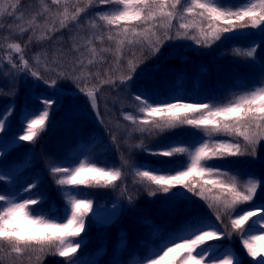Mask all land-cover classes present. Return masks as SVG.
Masks as SVG:
<instances>
[{
  "label": "snow or ice",
  "instance_id": "snow-or-ice-1",
  "mask_svg": "<svg viewBox=\"0 0 264 264\" xmlns=\"http://www.w3.org/2000/svg\"><path fill=\"white\" fill-rule=\"evenodd\" d=\"M37 2L42 5L43 12L50 11L46 0ZM70 2L50 0L53 5L64 4L65 7L57 9L53 24L48 25L45 32L36 34V28L40 27L37 15H42L41 12L27 20V27H19L17 32L8 25L10 36L0 35V60L6 59L13 69L28 72L38 84L42 82L56 89L57 98H44L41 101L43 110L38 115L26 114V126L18 137L19 141L35 143L46 129L53 105L60 101V90L56 87L58 80H72L99 116L97 96L101 87L115 85L117 81L126 85L143 63V59L133 53L126 68L116 76L111 70H105L103 76L99 71H87L91 65L102 64L105 53L113 56L115 68L124 59L125 50L137 45L146 47L154 56L165 41L174 37L209 47L225 34L235 35L242 29H257L264 35V0H244L235 6L222 4L221 0H76V5L82 3L83 7L74 6V9L67 6ZM20 4L21 0H0V33L5 16L16 20L23 18V14L17 15ZM98 5L110 7L95 12L80 24L82 16L89 15L90 10ZM57 19L59 27L55 26ZM70 24L87 32L84 37L74 34L73 40L81 43L74 42L73 50L85 48L89 57L84 58L81 54L76 60V66L80 67L78 75L60 71L56 78L45 79L25 59L24 49L33 39L36 42L49 40L52 33L68 28ZM30 30L32 34L25 45L12 39ZM6 40L9 42L5 56ZM105 41L109 46H104ZM97 44L101 46L98 48ZM256 53L255 46L247 50L235 49L237 56L252 58ZM14 54H18L16 59ZM43 55L46 58L47 54ZM34 59L39 64L41 54ZM44 67L49 70L47 63ZM93 79L98 83H90ZM133 99L136 103L132 110L122 114L123 119L131 123L132 131L149 138L163 137L174 130H196L202 134L188 143L176 138L167 142L157 140L156 147H150L143 140L132 145L155 158H184L182 164L168 162L160 167H135L134 183L148 187L152 196L163 192L169 193L173 199H191L188 196L191 193L206 202L207 207L215 212L217 221L227 215L231 226V231H222L209 219L195 215L133 264H240L231 253L224 254L222 259L215 256L219 247L210 243L231 237L233 233L241 234L242 246L248 256L256 260V264H264V177L254 178L249 174L242 181L238 173L209 163L256 156L257 147L264 143V80L258 86L234 93L226 103H191L175 95L152 100L144 93L134 95ZM11 115V109L0 113V132L5 131ZM112 139L115 141L116 137ZM125 165H128L127 160H123L120 167H107L85 159L79 160L75 166H51L50 174L63 201V209L57 216L35 214L37 210L33 206L45 203L42 195L22 198L17 193H0V264H5L6 258H14L12 264H24L26 253L29 254V264L33 260L39 264L48 254L65 258L67 264H79L76 254L83 241L77 242L75 238L85 232L89 215H95L93 200L81 197L82 186L115 189L125 179ZM37 187V183H29L23 191L31 193ZM258 192L262 202L253 204V210L242 209V205L256 200ZM253 231L261 234L251 235Z\"/></svg>",
  "mask_w": 264,
  "mask_h": 264
},
{
  "label": "trees",
  "instance_id": "trees-1",
  "mask_svg": "<svg viewBox=\"0 0 264 264\" xmlns=\"http://www.w3.org/2000/svg\"><path fill=\"white\" fill-rule=\"evenodd\" d=\"M48 2L49 9L56 11L58 8L60 9L64 4L60 6L53 5L50 3V0H46ZM244 0H221L222 4H231V5H239L242 4ZM70 9H74V6L83 7V4L76 5V0H71L70 4L67 5ZM109 5L96 6L95 8L90 10L89 15L82 16L80 20V24H84L87 19H89L90 15H94L97 11L106 10L109 8ZM45 13H43L40 17H44ZM71 27V24L68 28ZM66 29V28H65ZM7 29L2 31L3 37H9L6 35ZM79 33L81 35L86 36L87 32L85 30L79 29L75 26V33ZM6 33V34H5ZM174 37V31L172 33ZM16 37V36H15ZM176 38L174 37L171 40L165 41V43L161 46L160 52L156 55H151L149 50L144 47L143 55L147 56V65H169L171 62H175V60L168 55V47ZM7 42L4 44V52L3 55H7ZM22 44V43H21ZM40 42H36L31 45H27L24 49V57L25 59L30 56L34 51L37 50L38 46L40 47ZM23 45V44H22ZM197 46V44H195ZM101 45L97 44L99 48ZM104 46H109L108 42L105 41ZM194 47V46H192ZM141 46H133L130 50H125L124 57L125 59L121 62L120 66L117 68H121L122 65L127 63V60L132 58L133 53L136 57L140 58V54L136 53L139 51ZM218 54V55H217ZM214 55L212 58L203 55L202 61L207 64L210 68V73L208 71V96L211 98H216L219 89L235 86L237 89H241L246 87L247 84L251 83L254 80H258L264 77V46L261 52H257L255 57L249 58L244 56H237L235 52L229 50L228 48H223ZM18 54H14V59L17 58ZM106 60L114 61V58L111 54L105 53L103 54ZM214 57H218V61L223 64V68L220 74H215L213 71L212 61ZM35 55L30 63V65L41 72V74L48 79L51 77V74L56 76L57 72L52 71L50 73L49 70H45V63H36ZM18 62V60H17ZM1 64L3 67H7L11 71H13L14 76H7L2 72V66L0 65V109L6 105V109L12 110V115L8 118L6 126L13 123L15 120L16 127L20 124L21 120L24 118V113L19 115L21 106L23 105L24 97L29 92L28 87L32 80H35L28 72L22 71L18 68L13 69L11 65H9L5 60H1ZM142 71V69L137 70ZM136 71V72H137ZM46 74L48 75L46 77ZM76 75V74H75ZM94 80V79H93ZM36 81V80H35ZM155 82L160 85L164 91L166 92L165 96H162L164 99L170 98L174 95V87L172 80L168 78L157 77ZM90 83H98L94 81H90ZM119 83V82H117ZM43 86L42 88H46L50 90V97L52 99H56V89L51 88L49 86L44 85L42 82L39 83ZM198 85V77H192V88L188 90V95H192L195 92V88ZM60 90V101L58 110L55 111V114H58L68 98H72L82 105H84L90 114H92L94 118V124L90 129V133L93 134L94 138H92L91 145L87 148L89 151L88 160L91 162L97 163L99 166H107V167H120L123 160L128 161V165L124 166L125 176L130 174L131 178L134 180L133 169H126L130 165L131 158H134V161H147L152 164L161 166L162 164L168 162H176L182 164L184 162L183 157H163V158H155L147 155L142 152L140 149L132 147V145L139 143L143 140L150 147H153L156 144L157 140H161L162 142H167L168 139H176L179 138L183 140L185 143L193 141L195 138L199 137L201 133L196 130H174L171 133L165 134L163 137H146L142 136L138 132H134L131 129H127L126 131H118L115 129L114 123H123L125 120L122 118L123 115L115 112L117 106L121 105L124 111H131L132 105L136 103L133 99L134 95L140 94L139 91H130L124 92L120 94L121 96L114 98L111 94H115L118 86L115 85H103L101 87L100 92L97 96V103L99 107V116L96 115L95 111L91 108L90 102L88 99L82 94L78 92L76 84L68 79V80H58L57 86ZM66 87V88H64ZM67 91L66 94L64 92ZM111 93V94H110ZM187 102L195 103V100H185ZM113 104V105H112ZM112 105V106H111ZM110 107V108H109ZM128 122V121H127ZM23 133H20L22 135ZM42 132L40 136L37 138L35 143H29L24 141H19L18 137L14 139V142L10 144L7 148L9 151L5 150L4 153H14L15 157H20L22 153L27 150L30 151V158L23 164L21 167L22 174H25L29 177V183H37L38 187L34 189L31 193H23L29 194L25 198H36L37 196H44L45 201L51 199L55 202L56 206L60 207L61 205V197L58 192V188L54 183V178L50 174V167L55 166H63L70 167L69 161L70 158H74L77 154L83 149V144L86 143L90 138L84 136L82 134L80 136L79 142H63L60 139L49 137L48 139H43ZM115 136V141L112 137ZM9 155V154H8ZM234 165L239 166L241 164H246L248 168H250L252 174L255 178L264 177V143L257 147V152L255 157H240V158H228ZM0 177H3V180H0V193H9V179L6 173L0 170ZM126 178L123 180V182ZM28 183V184H29ZM122 182L117 187H122ZM138 184V183H137ZM140 191L136 192V194L125 190L123 187L121 188V193L116 194L115 196H111L112 188H82L88 189L92 193H96V191H109L108 198L113 197L112 201L117 205L121 204V210L119 215L113 219L107 221L106 225L102 222V220L98 217L97 208L94 202V213L90 214L86 220V229L85 232L81 234L79 238L82 239L83 243L91 242L92 236H104V241L106 246L103 249V252L100 254V259L98 260V264H128L129 261L133 258L134 255L141 254L144 255L146 252L145 245L142 243V240H137L134 238V232H138L139 228L136 227V223L130 217V213L128 212L129 204H142L145 202L152 203L153 206L163 204L167 198L169 193L157 192L156 195L152 196L154 199L147 200L144 196L149 194V188L138 184ZM27 187V186H26ZM174 189L173 191H176ZM131 197V200H129ZM92 200V199H91ZM254 203H249L246 207L241 208L244 210H253L252 205ZM42 205V204H41ZM204 203L201 202V207ZM39 206V205H37ZM33 206V207H37ZM119 208V207H118ZM202 210V209H200ZM239 212V210H238ZM197 215L203 216L209 219L211 222L216 224L217 228L222 231H231V226L229 223V219L227 215H222L220 221L215 219V212H203L197 211ZM235 215V213L233 214ZM182 226L175 228L173 226V221L166 222L164 225V229L168 235L177 232L180 230ZM165 233V234H166ZM146 236L144 237L146 240L150 241L151 238L155 239V234L144 233ZM259 231H253L251 235H260ZM117 235H122L125 238V244L122 250H119L117 247L114 251L110 252V247L115 240ZM155 244L159 245L161 243L160 240H154ZM218 243L220 246L229 245L233 252V255L236 259L240 261V264H256V260L252 257L248 256L247 250L242 246L241 234L233 233L231 237H225L219 241H212ZM210 242V243H212ZM82 243V244H83ZM6 251V249H5ZM29 254H25L24 264H29L27 260V256ZM12 259L6 258L5 264H12ZM259 259V258H257ZM18 264V262H17ZM32 264H37L35 260L32 261ZM39 264H67L65 258L59 257L56 255L48 254L43 256L42 260ZM210 264V262H207Z\"/></svg>",
  "mask_w": 264,
  "mask_h": 264
},
{
  "label": "rangeland",
  "instance_id": "rangeland-1",
  "mask_svg": "<svg viewBox=\"0 0 264 264\" xmlns=\"http://www.w3.org/2000/svg\"><path fill=\"white\" fill-rule=\"evenodd\" d=\"M62 6L60 10L63 9ZM57 11V10H56ZM56 11H53L50 9L49 12H43L42 5L37 2V0H21V4L19 8L17 9V15L23 14V18L20 20H16L13 18H9L5 16L2 21L3 30L7 29V34L10 36V32L8 30V25H11L17 32L19 31V27H27V20L31 18V16L36 15L38 13H45L44 17H40L41 15H37V23L40 25V27L36 28V34H40L42 32H45L47 30V26L53 24V18L54 13ZM47 17V20L45 19ZM55 26L59 27L58 19L55 21ZM75 32V25L71 24L70 28L61 29L58 32L51 34V39L40 41V47L38 46L37 50L34 51L30 56H28V60L31 63L33 56L37 54H41V60L40 63H47L50 73L52 71L54 72H60L63 71L65 73H71L73 75H78L80 73V67L76 66L75 62L76 60L81 58V54H83L84 58L89 57V53L86 51L85 48H81L79 51L73 50V43H81L80 40L74 41L73 36ZM31 30L27 33H24L21 35H16L12 37L15 41L22 43L23 45L26 44V42L29 39V35H31ZM77 34V32L75 33ZM79 34V33H78ZM2 35V33H0ZM79 36L83 37V35L79 34ZM258 40H262L261 43H259L260 48L263 49L264 46V35L261 34V32L257 29H251V32L247 35H238V36H231L230 34H225V37L222 38L220 41H217L215 44L204 47L201 45H195V42L188 39H176L171 44H169L168 49V55L169 57L174 59L175 62L169 63V65H154V66H148L147 65V56L143 55V48H140L139 51H136V53L140 54V58L143 59V63L139 65L137 70L142 69V71H137L134 76L133 80L128 82L126 85H120V83H116L118 86L115 94H111V96L114 98V101L116 98L120 97L122 93L124 92H130V91H142L144 88V91L142 93L146 94L147 96L151 97L152 100H161L162 96L165 94L164 89L158 85L155 80L157 77L164 79V78H173L174 76H179L182 78L181 84L183 83L184 79L190 80V77L195 72L196 66L200 63H202V57L203 55H207L209 57H213L218 52H220L223 48H228L229 50H232L235 52V49L240 50H247L253 46H256V43ZM36 43L35 39H33L32 43H28L27 45H31ZM194 46V47H192ZM261 49V50H262ZM46 53V58L43 55ZM218 55V54H217ZM139 58V57H138ZM125 59V57H124ZM123 59V60H124ZM123 60L121 62H123ZM0 65L1 60H0ZM214 72L220 74L223 68V64L218 61V57H214L212 61ZM126 68V64L122 65L121 68H117L113 66V61L104 60L102 64H94L88 67L87 71L90 72H97L99 71L101 76H103L105 70H111V74L113 76H116L119 74L121 69ZM2 72L3 74H6L7 76H14L13 71L8 69L7 67L2 66ZM48 75L46 74V77ZM207 75H203V81L201 82L199 93L201 94L197 101L199 103H226L230 99H232V96L234 93L245 91L247 88H251L254 86H258L260 82L263 79H259L258 81L251 82L247 84L246 87H243L241 89H237L235 86L233 87H225L219 89V93L216 98L211 100L208 96V85L206 78ZM56 78L54 74H51V77L49 76L48 79ZM94 82H97V80H92ZM119 82V81H117ZM41 84H38L35 80H32L30 83V86L28 87L29 92L24 97L23 105L21 106L20 113H24V118L21 120L20 124L16 127L14 120L13 123L6 126L5 131L0 132V170L2 172H5L10 177L11 182V193H17L20 197L24 198L22 194L23 187L25 185V181L22 179L26 178L25 176H22V174L19 171L20 161H12L11 159L14 156V153H4L5 150H7L8 146L13 143L14 139H16L20 133H22L23 127L26 126V120L25 116L27 113H33V114H39L40 111L43 110V104L41 101L44 98H50V90L42 88ZM143 86V87H142ZM146 86V87H144ZM182 87V86H181ZM66 88V87H64ZM67 89V88H66ZM183 89V88H182ZM68 90V89H67ZM67 91L64 92L66 94ZM37 97L40 99L38 100ZM113 105V104H112ZM111 105V106H112ZM59 103H56L53 105V108L49 115V120L47 122V127L43 131V139H48L50 136L53 138H57L62 140L63 142H79L80 136L84 134V136L91 138L92 134L90 133V129L92 128L94 122V118L92 114L88 111V109L82 105L80 102L68 98L66 99L64 106L62 110L55 114V111L58 110ZM110 108V107H109ZM6 109V106L2 107L0 109V113H4ZM115 112H118L119 114H123L125 112L121 105L117 106V109ZM30 118V117H29ZM123 118V116H122ZM115 129L118 131H126L127 129H131L132 125L130 122L124 121L123 123H114ZM14 130V131H13ZM202 134H200L201 136ZM199 136V137H200ZM199 137L195 138L194 140L198 139ZM88 148V146L84 147L83 150L80 151L78 156L75 159H71L69 161L70 166H75V164L79 160H85L86 153L85 150ZM9 154V155H8ZM210 165L212 166H220L224 167L230 171H232L234 174L238 173L240 175V179L246 180L248 178L249 174H252L250 168L246 166V164H241L239 166L234 165L231 161H210ZM141 165H146L149 167L155 166L160 167L158 165L152 164L150 162H142V161H134V158H131L130 160V166L126 169H134L135 167H139ZM253 175V174H252ZM254 177V175H253ZM126 180L122 182V187L125 190H128L132 192L133 194L138 191H140L142 188L139 187L137 183H134V180L131 178L130 174L128 173V176H125ZM255 178V177H254ZM122 187H116L111 192V196H115L116 194L121 193ZM186 191V190H184ZM108 193L109 191H96V193L90 192L88 189L82 188L81 191V197L82 198H95L96 200V207L98 209V214L104 224L110 222V220L115 219L121 210L120 205L116 204L113 201L108 200ZM93 195V196H92ZM24 196V197H23ZM188 196L191 197V199H173L170 198V194L167 195L166 200L163 204L153 206L152 203H142L140 205L138 204H129L128 212L130 214V217L134 219V222L136 223V227L139 228L138 232H134V238L137 240H142V243L145 245L146 252L144 255L137 254L135 255L128 264H133L134 261L139 260L141 257L145 256L151 249L157 247L154 244V240L146 241L144 238L146 236L145 231L149 232V230H153L155 226L153 227V224L156 225V229L158 231V238L162 241L164 238V234L166 233L164 229V225L166 222L173 221V226L175 228H178L180 226H184V224L189 221L193 216L197 215V211L203 212H213L214 211L207 207L206 202L200 200L199 197L192 196L191 193H188ZM147 200L154 199L151 195L144 196ZM201 202L204 203V207H201ZM261 200V193L258 192L256 200H254L251 203H260ZM248 204L243 205L242 208L246 207ZM119 207V208H118ZM37 211L35 214H45L50 216H57L60 214V212L63 209V202L62 206L58 207L56 206L55 202L53 200L49 199L45 201L42 205H39L37 207H34ZM202 209V210H200ZM213 223V222H212ZM168 234V233H166ZM103 238L97 240L91 250L89 249H79L76 258L81 256L82 253L91 252L93 255H88L89 264H97L96 260V253L98 251H93V249L97 246H99L102 243ZM212 244H215L219 247V251L215 253V256L219 258H223L224 254L231 253L233 255V252L231 250V247L228 245L220 246L216 242H212ZM101 248V247H100ZM114 244L112 243L110 247V252L114 251Z\"/></svg>",
  "mask_w": 264,
  "mask_h": 264
},
{
  "label": "water",
  "instance_id": "water-1",
  "mask_svg": "<svg viewBox=\"0 0 264 264\" xmlns=\"http://www.w3.org/2000/svg\"><path fill=\"white\" fill-rule=\"evenodd\" d=\"M248 33H250V29H242V30H238V32L235 35H239V34L245 35Z\"/></svg>",
  "mask_w": 264,
  "mask_h": 264
}]
</instances>
